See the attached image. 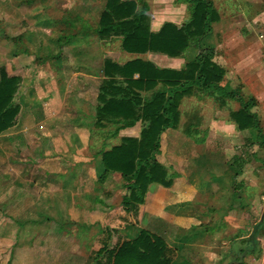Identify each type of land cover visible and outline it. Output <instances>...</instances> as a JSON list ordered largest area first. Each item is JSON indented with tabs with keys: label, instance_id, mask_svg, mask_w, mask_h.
<instances>
[{
	"label": "rangeland",
	"instance_id": "374dc122",
	"mask_svg": "<svg viewBox=\"0 0 264 264\" xmlns=\"http://www.w3.org/2000/svg\"><path fill=\"white\" fill-rule=\"evenodd\" d=\"M146 1L152 29L165 21L180 25L189 15L183 0ZM212 2L219 20L181 56L168 59L153 52L128 53L117 35L100 39L81 33L83 25L97 26L105 0H0V69L21 77L20 111L0 142V264H96L98 250H113L138 227L121 204L127 194L122 177L103 176L100 152L127 134L139 137L147 123L120 128V123L96 122L107 58L122 64L140 56L160 67L174 63L182 68L208 48L225 70L223 85L239 87L254 100L251 110L264 133V0ZM141 95L149 97L151 91ZM239 107L233 99L221 104L201 90L185 94L172 133L213 131L229 163L241 164L244 181L257 185L259 197L247 200L248 216L254 212L262 218L264 145H248L246 138L255 141L257 131L239 132L232 124L229 113ZM223 135L230 139L223 142ZM258 241L260 256H245L246 264H264V238ZM240 247L231 244L232 250ZM234 255L220 254L229 262ZM97 259L106 264L109 255Z\"/></svg>",
	"mask_w": 264,
	"mask_h": 264
},
{
	"label": "trees",
	"instance_id": "16d2710c",
	"mask_svg": "<svg viewBox=\"0 0 264 264\" xmlns=\"http://www.w3.org/2000/svg\"><path fill=\"white\" fill-rule=\"evenodd\" d=\"M189 15L180 25L166 21L157 30L151 29L149 5L146 0H105L97 26L83 25L81 33L95 34L100 39L120 36L121 48L131 54L148 52L169 57L181 56L191 43L204 37L212 24L220 18L212 0H183ZM62 1H59V5ZM20 39V37H17ZM213 51L200 49L195 58L185 62L182 68L160 67L153 61L135 56L120 64L110 58L103 62V79L99 85L96 122L120 123V128L132 127L145 121L146 127L139 137L124 136L120 143L100 152V161L105 176L116 173L123 179L127 194L122 196V207L129 211L143 202L151 183L169 186L168 168L158 162L155 154L160 136L167 128H177L180 120L179 104L185 94L199 90L209 94L221 104L225 99L237 101L240 107L229 115L239 130L254 129L256 140L250 137L245 142L264 145V133L258 116L253 112L254 100L246 99L239 87L227 89L223 85L225 70L212 59ZM21 84L19 75H10L0 69V134L15 124L20 106L16 96ZM158 85L162 89H155ZM151 91L143 98L142 92ZM187 133H190L187 131ZM252 218L246 230L254 228L248 238H242V247L234 252L230 264H246L245 256L258 258L262 251L258 237L264 238V219L255 224ZM59 231L62 228L58 229ZM109 255L106 264H171L173 250L165 240L146 229L139 230L136 237L123 240L116 248L103 246L96 253Z\"/></svg>",
	"mask_w": 264,
	"mask_h": 264
},
{
	"label": "crops",
	"instance_id": "0c3cea01",
	"mask_svg": "<svg viewBox=\"0 0 264 264\" xmlns=\"http://www.w3.org/2000/svg\"><path fill=\"white\" fill-rule=\"evenodd\" d=\"M162 24L151 29L157 31ZM173 65L162 67L176 68ZM231 121L237 131L249 130H239L235 121ZM11 129L0 134V142ZM174 129L162 132L155 154L157 161L168 168L171 184L166 187L151 183L142 203L129 211L123 208L132 220L139 222L132 237L124 240L146 229L162 237L173 250L171 264H230L229 257L221 260L220 254L239 250H232L231 244L246 237L245 221L250 218L247 200H255L260 192L257 185L244 181L242 165L233 166L226 149L215 145L213 131L198 136L186 131L172 133ZM229 139L222 136L223 142ZM5 192L3 199L8 195ZM263 217L264 213L261 218L253 212L250 221L255 218L258 224Z\"/></svg>",
	"mask_w": 264,
	"mask_h": 264
}]
</instances>
